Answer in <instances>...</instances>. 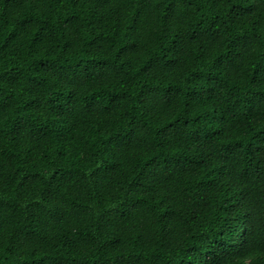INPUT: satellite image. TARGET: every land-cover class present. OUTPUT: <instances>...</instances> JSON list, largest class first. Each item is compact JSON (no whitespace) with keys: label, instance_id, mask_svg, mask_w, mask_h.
I'll return each instance as SVG.
<instances>
[{"label":"trees","instance_id":"16d2710c","mask_svg":"<svg viewBox=\"0 0 264 264\" xmlns=\"http://www.w3.org/2000/svg\"><path fill=\"white\" fill-rule=\"evenodd\" d=\"M0 264H264V0H0Z\"/></svg>","mask_w":264,"mask_h":264}]
</instances>
